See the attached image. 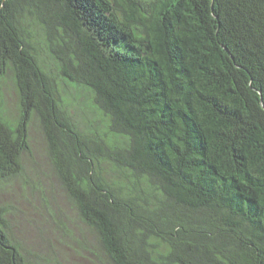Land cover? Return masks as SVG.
Segmentation results:
<instances>
[{
  "label": "trees",
  "instance_id": "obj_1",
  "mask_svg": "<svg viewBox=\"0 0 264 264\" xmlns=\"http://www.w3.org/2000/svg\"><path fill=\"white\" fill-rule=\"evenodd\" d=\"M8 71L0 182L35 118L111 264H264V0H0ZM71 85L103 127L73 119ZM0 264H42L3 207Z\"/></svg>",
  "mask_w": 264,
  "mask_h": 264
},
{
  "label": "rangeland",
  "instance_id": "obj_2",
  "mask_svg": "<svg viewBox=\"0 0 264 264\" xmlns=\"http://www.w3.org/2000/svg\"><path fill=\"white\" fill-rule=\"evenodd\" d=\"M51 66L56 75L54 64ZM0 84L7 112L14 117L18 98L10 71L0 77ZM63 88L67 110L74 120L78 123L95 120V125L103 127L100 117L91 112L87 92L72 85ZM29 142L30 148L22 156V171L0 182V207L5 210L12 239L32 262L111 264L96 231L80 218L64 189L35 118L29 125Z\"/></svg>",
  "mask_w": 264,
  "mask_h": 264
}]
</instances>
